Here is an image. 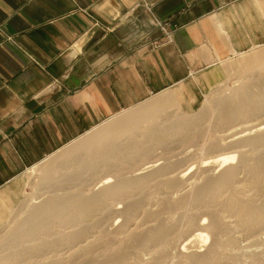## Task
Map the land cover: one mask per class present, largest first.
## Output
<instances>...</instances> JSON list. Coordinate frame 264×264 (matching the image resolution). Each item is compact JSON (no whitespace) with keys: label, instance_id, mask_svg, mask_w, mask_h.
<instances>
[{"label":"crops","instance_id":"0c3cea01","mask_svg":"<svg viewBox=\"0 0 264 264\" xmlns=\"http://www.w3.org/2000/svg\"><path fill=\"white\" fill-rule=\"evenodd\" d=\"M263 45L264 0H0V226L39 165L95 167L82 136L162 94L196 111L224 61Z\"/></svg>","mask_w":264,"mask_h":264},{"label":"rangeland","instance_id":"374dc122","mask_svg":"<svg viewBox=\"0 0 264 264\" xmlns=\"http://www.w3.org/2000/svg\"><path fill=\"white\" fill-rule=\"evenodd\" d=\"M159 20L156 18L158 27ZM163 44L155 40L151 45L157 48ZM220 67L224 70L220 81L205 94L196 111L183 112L168 94H162L136 110L105 121L92 133L78 139L77 143L100 132L95 136L98 144L93 149H98L94 154L101 160L95 167H83L84 160L69 156L61 160V167L54 169L58 175H43V165L35 168L23 195L0 226V264H66L73 252L77 254L76 264L92 261L106 264L109 251L120 247L126 248L124 264H203L192 262V255H208L214 250V259L208 264H264V211L259 223L251 228L239 211V201L264 207V190H257L244 164L261 159V175L264 176V140L258 144L254 141L264 136V105L235 125L224 126L217 121L218 106L231 99L237 90L246 87L253 93L264 91V45L236 55ZM154 101L161 103L156 109L145 111ZM136 111L143 112L141 120L131 123V115ZM119 118V122L124 123L121 128L111 129L106 134L109 130L106 127ZM166 127L172 128L165 130L168 135L162 142L159 132ZM248 127L254 128L242 132ZM76 142L68 147H75ZM229 155L237 157L226 164L217 162L218 158ZM54 160L53 157L47 163H55ZM231 166L237 169L227 189L223 188L215 198L209 195L203 203L193 201L198 188ZM164 167L168 174H154V170ZM147 174H150L147 182L137 193L126 194L139 197L112 201L96 219L75 226H60L55 222L47 226L49 233L39 232L35 239L20 241L19 246L12 249L3 247L26 217L47 211L45 203L49 199L64 198V195H113L105 189L120 180L125 181V188L130 191L134 179ZM132 204L138 206L129 209ZM90 223L96 224L92 231ZM81 229L87 235L75 245L62 246L55 240L62 233ZM157 231L170 235L163 242L150 240L149 234ZM132 233L135 235L130 242L128 237ZM89 244L91 252L86 255ZM34 247L47 253L31 255ZM12 252L15 255L7 257ZM18 252H24V257L20 258ZM4 260L9 262L4 263Z\"/></svg>","mask_w":264,"mask_h":264},{"label":"bare ground","instance_id":"6f19581e","mask_svg":"<svg viewBox=\"0 0 264 264\" xmlns=\"http://www.w3.org/2000/svg\"><path fill=\"white\" fill-rule=\"evenodd\" d=\"M263 105H264V91L259 90L258 93L257 92L253 93L249 88L243 87L237 90L233 94L231 99L222 102V104L218 106L217 121H219V123L224 126H229L230 124L235 125L237 121H242L246 117L252 116L254 113L257 112L256 109L260 108ZM154 107L156 106L153 105L149 106V108H154ZM141 113L143 112L138 113L136 111V113H133L131 115V119H132L131 123L138 122L139 120H141ZM136 119L138 121H136ZM131 123H129L130 126L136 125V123L134 124ZM123 124L124 123L119 121L112 122L110 125L106 127L107 130L109 129L106 132V134H108L111 131V129L113 130L120 129ZM126 125L128 126V124ZM169 128L172 127H166L165 129H162L161 132H159V135L162 136L163 138L162 142H164V139H166L165 137L168 135L165 132V130H169ZM253 128L254 127L244 128L242 132L253 130ZM263 140H264V136L254 141L258 144L261 143ZM97 141L98 140L94 134V136L85 140V143L87 142L96 143ZM236 157H237L236 155L222 156L217 159V162L226 164V162L228 161L232 162V160L236 159ZM262 163L263 161L261 159H256L254 163L244 162V164L247 165V168L250 170V173L252 174V182L254 186L257 188V190H264V176L261 175ZM236 169L237 166L228 167L216 179L208 180L207 184L203 185L202 187L196 190L195 196L193 197L194 198L193 201H195L196 203H203L204 200H206L209 195L211 198H215L216 196H218L222 192L223 188L226 187L228 188L227 184L230 183V179L235 174ZM153 172H155L154 174H158V173L162 175L165 173L168 174V170L166 167L161 169H156ZM149 176L150 174H147L143 177L134 179L133 183L131 184L130 191L125 188L124 180L117 181L112 187H108L105 189L106 193L113 195H64V198L55 197L49 199L45 203L47 207V211L43 212L42 214L29 215L28 217H26L22 222L18 224L17 228L15 229V232H13L10 238L6 240V242L3 244V247H5L6 249H12L13 247H18L19 245L17 244L20 241L22 242L30 239H35L39 232L40 234H44L47 232L49 233L50 228L47 226L55 222L59 223L60 226L61 224H67V225L73 224L75 226L79 222L84 223L92 219H96V217L100 214V211L103 209V207L107 208L112 201L120 198L128 199L129 197H134V198L139 197V195H126V194L127 193L129 194V192L131 194L135 192L137 193V191L140 190L142 185L145 184V182H147V177ZM137 181H139V183H136ZM130 182L131 181L127 183ZM70 202L73 204H70ZM137 206H138L137 204H132L131 206H129V209H135ZM239 211L247 227L251 228L255 224L259 223L263 215L264 207H253L249 203H245V202L243 203L239 201ZM96 224L92 225V223H90L91 226L89 227L91 228V231L95 228ZM84 229H81L80 231L73 230L71 233H62L61 237H59V239L55 238V240L56 242L58 241V243H60L62 246H66L67 244L75 245L76 243L82 241L83 238L86 237L87 234L83 233ZM134 235L135 233L129 234L128 240H130V242L133 241ZM169 235H170L169 232L166 233L165 231H157L156 234L155 233L149 234V238L150 240H153L155 242H158L160 240L163 242V239ZM200 237H205V236L204 234H200ZM51 243H53V241ZM90 245L91 244H89L87 249L85 250L86 255H89V253L91 252V249H89L91 247ZM39 249H40L39 247H34V250L31 251V255L33 254L41 255L43 251L47 253L46 250L38 251ZM125 249L126 248L120 247L115 250L113 249L112 251H109V256L106 260V264H124L126 260ZM214 251H212L213 253L211 252L212 254L202 255V256L193 254L191 257L192 262L208 264L214 259ZM13 255H15V253L12 252L7 257ZM17 255L20 256V258H23L25 254L24 252H18ZM76 256H77L76 252H73L70 255L66 264H70V263L76 264L75 263ZM3 262L6 263L9 261L4 260ZM91 264H99V263H97L96 261H92Z\"/></svg>","mask_w":264,"mask_h":264},{"label":"built area","instance_id":"2783aa9c","mask_svg":"<svg viewBox=\"0 0 264 264\" xmlns=\"http://www.w3.org/2000/svg\"><path fill=\"white\" fill-rule=\"evenodd\" d=\"M158 25L159 27L165 32L167 33L166 35L168 36V38H171L172 35V29H171V24L169 21H158Z\"/></svg>","mask_w":264,"mask_h":264}]
</instances>
